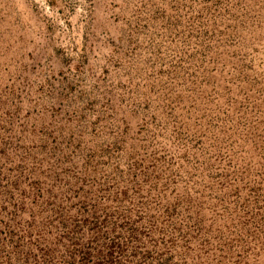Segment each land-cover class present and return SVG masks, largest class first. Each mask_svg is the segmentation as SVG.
<instances>
[{
    "label": "rangeland",
    "instance_id": "374dc122",
    "mask_svg": "<svg viewBox=\"0 0 264 264\" xmlns=\"http://www.w3.org/2000/svg\"><path fill=\"white\" fill-rule=\"evenodd\" d=\"M0 264H264V0H0Z\"/></svg>",
    "mask_w": 264,
    "mask_h": 264
},
{
    "label": "trees",
    "instance_id": "16d2710c",
    "mask_svg": "<svg viewBox=\"0 0 264 264\" xmlns=\"http://www.w3.org/2000/svg\"><path fill=\"white\" fill-rule=\"evenodd\" d=\"M108 256H110V253H108Z\"/></svg>",
    "mask_w": 264,
    "mask_h": 264
}]
</instances>
